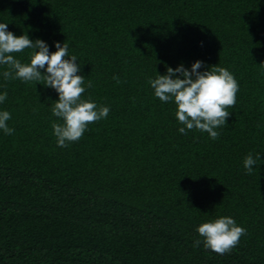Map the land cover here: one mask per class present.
Here are the masks:
<instances>
[{"label": "trees", "instance_id": "1", "mask_svg": "<svg viewBox=\"0 0 264 264\" xmlns=\"http://www.w3.org/2000/svg\"><path fill=\"white\" fill-rule=\"evenodd\" d=\"M0 21L50 51L68 42L82 97L110 109L59 147L56 92L0 78L14 128L0 132V264H264V0H0ZM196 59L239 85L215 140L179 133L148 84ZM220 215L246 229L223 254L196 232Z\"/></svg>", "mask_w": 264, "mask_h": 264}, {"label": "clouds", "instance_id": "2", "mask_svg": "<svg viewBox=\"0 0 264 264\" xmlns=\"http://www.w3.org/2000/svg\"><path fill=\"white\" fill-rule=\"evenodd\" d=\"M54 51L49 44L37 37L30 38L27 32L19 35L8 29V23L0 21V78L3 80L19 79L23 82H39L51 88L57 94L52 115L60 122L51 124L56 144L67 147L78 141L85 133L88 124L106 118L110 109L107 105L97 106L96 102L84 99L85 76L81 73V63L76 55L69 52V43L53 41ZM29 50L27 63L22 62L13 53ZM118 82V81H117ZM36 84V83H35ZM153 95L161 102L175 105L174 115L181 125L177 131L186 134L196 129L206 132L215 140L219 136L218 128L226 125L229 108L236 103L239 85L233 73L217 64L204 67V61L196 59L187 67L180 62L175 67L165 65L163 74L156 72L154 78L148 79ZM34 86V85H33ZM4 87L0 84V89ZM87 87H91L88 81ZM7 91L0 90V104L7 99ZM11 113L0 108V132L12 134L9 127ZM260 153L249 152L243 158V168L252 172L257 168ZM203 245L223 254L234 247L246 229L238 225L229 215H220L206 219L196 227ZM199 245L201 240H195Z\"/></svg>", "mask_w": 264, "mask_h": 264}]
</instances>
